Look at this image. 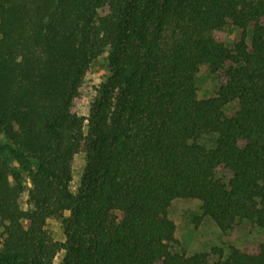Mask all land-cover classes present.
<instances>
[{
    "label": "trees",
    "instance_id": "obj_1",
    "mask_svg": "<svg viewBox=\"0 0 264 264\" xmlns=\"http://www.w3.org/2000/svg\"><path fill=\"white\" fill-rule=\"evenodd\" d=\"M228 25L243 30L233 48L218 37ZM107 50L111 76L80 115ZM205 64L223 82L201 99ZM0 133V264H54L60 252V264H212L222 250L172 252L168 212L198 199L223 233L242 220L264 228V0H0ZM211 134L214 147L198 142ZM213 264H264V243Z\"/></svg>",
    "mask_w": 264,
    "mask_h": 264
},
{
    "label": "rangeland",
    "instance_id": "obj_2",
    "mask_svg": "<svg viewBox=\"0 0 264 264\" xmlns=\"http://www.w3.org/2000/svg\"><path fill=\"white\" fill-rule=\"evenodd\" d=\"M252 30L247 33V42L251 44ZM243 36V30L228 25L223 31L218 32V37L229 48H233ZM111 76L109 66L108 50L95 59L87 72L85 82L81 89L80 96L75 100L73 109L80 115H88L90 103L96 95V87L100 83L107 81ZM197 86L199 98H209L215 96L223 80L210 71L208 65H202L197 74ZM238 103L233 102L227 105V110H237ZM216 134L205 135L198 139V142L208 148H212L216 143ZM4 134L0 133V143L6 142ZM11 165L14 170H21L19 164L12 160ZM85 166L84 152L80 153L73 161V180L71 190L77 193L81 183L83 170ZM23 182L27 186L26 191L21 196V205L24 209H29L31 205L28 202V187L31 186L26 173H24ZM218 176L228 182L232 172L223 169ZM202 202L198 199H175L169 208L168 215L176 223L175 238L178 243L172 245V252L185 253L192 255L200 252H211L214 248L222 250V254H212V264L220 258H225L230 247L234 246L241 249L255 250V248L264 243V228L259 227L253 221H239L230 231L223 233L216 223L208 216L203 214ZM69 212L66 213V216ZM46 229L54 240L63 241L65 239L62 222L58 218H48ZM1 241V237H0ZM1 246V245H0ZM218 251V250H216ZM65 252H60L54 260V264H60Z\"/></svg>",
    "mask_w": 264,
    "mask_h": 264
}]
</instances>
